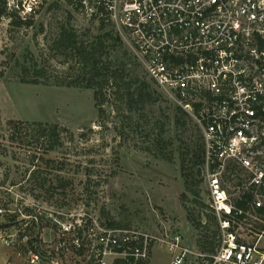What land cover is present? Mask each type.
Masks as SVG:
<instances>
[{"label": "rangeland", "instance_id": "374dc122", "mask_svg": "<svg viewBox=\"0 0 264 264\" xmlns=\"http://www.w3.org/2000/svg\"><path fill=\"white\" fill-rule=\"evenodd\" d=\"M63 30L77 37L72 51L54 47ZM101 46L105 49L97 52ZM82 49L96 52L110 71H123L124 89L117 93L110 84L103 89L66 86L87 78ZM35 69L43 72L40 83L23 82L34 77ZM139 84L148 87L151 99L144 107L128 96ZM128 85L133 86L131 90ZM96 92L104 97L101 114ZM181 111L151 81L113 26L78 18L60 0H51L36 20L20 27L3 16L0 264H28L22 241L54 239L50 221L58 210L89 213L104 224L148 232L176 228L187 241L205 249L214 247L217 221L208 205L203 164L193 159L202 148V136ZM10 122L57 126L61 146L45 153L44 146L30 142L29 131L23 141L13 142ZM34 171L47 180L43 188L33 181ZM239 178L246 179V173ZM235 183H230L229 190ZM247 224L240 223V235H249ZM37 225L43 229L40 233ZM259 246L264 251V238Z\"/></svg>", "mask_w": 264, "mask_h": 264}, {"label": "built area", "instance_id": "2783aa9c", "mask_svg": "<svg viewBox=\"0 0 264 264\" xmlns=\"http://www.w3.org/2000/svg\"><path fill=\"white\" fill-rule=\"evenodd\" d=\"M0 1L10 21H34L51 2ZM60 1L78 18L113 26L200 130L218 241L205 249L176 228L148 232L58 210L54 239L22 241L28 264H264V0ZM243 195L245 211L236 205Z\"/></svg>", "mask_w": 264, "mask_h": 264}, {"label": "trees", "instance_id": "16d2710c", "mask_svg": "<svg viewBox=\"0 0 264 264\" xmlns=\"http://www.w3.org/2000/svg\"><path fill=\"white\" fill-rule=\"evenodd\" d=\"M3 16H8L6 13V10L4 8L3 3L0 1V19ZM12 24L16 27H20L24 25L25 23H28V21H21L16 18L11 19ZM102 27L106 26L105 24H101ZM77 37L76 35L69 30H63L60 34V37L58 41H56L54 44V47L56 49L62 48L64 51H72L75 49V46L77 44L76 42ZM105 47L101 46L100 49L96 50L103 51ZM80 57L82 61V66L84 68H88V73L85 75L87 77L86 79H76L75 81H72L66 86H73V87H87L90 89L93 88H100L103 89L105 86H108L109 84L112 85L116 92L119 93L122 89H124L122 86L126 85L125 77L123 76V71H110L107 67L101 65L99 59L96 56V52L94 51H86L85 49L80 50ZM34 77L31 79L24 78L23 82L29 83V84H39V77H43V72L41 70L35 69L34 70ZM48 81H43L44 84H47ZM133 86L128 85V89L131 90ZM147 86L144 84H139L135 86L132 90V92L128 93L129 99L134 102L135 104L141 105V107H144V105L151 101L149 93H147ZM94 99L96 101V106L99 110V113L101 114L103 112V104H104V97L100 93L96 92L94 94ZM181 113L185 115L182 111ZM12 128L11 133V140L14 141H23V135H26L28 133H25V131H29L31 133L30 136V142L32 144H39L41 147L44 148V152L48 153L50 151L56 150L59 146H61V139H60V133L57 128V126H51L47 124H41V123H15L10 122L9 123ZM25 133V134H24ZM196 159V162L199 164H203V145L202 148H198L196 154H193V159ZM38 171H34L32 173V179L34 182L38 183V185L43 188L47 182L45 179H39V176L37 175ZM63 183H66L62 181ZM62 183V184H63ZM67 184V183H66ZM65 184V185H66ZM65 185H60L61 188H65ZM249 202H251V198L248 195H243L240 197L239 200H237L236 205L238 208L242 210H247L249 208ZM34 220H36L34 218ZM110 226H115L113 223H109ZM42 228L40 227V230ZM37 239V238H36Z\"/></svg>", "mask_w": 264, "mask_h": 264}]
</instances>
